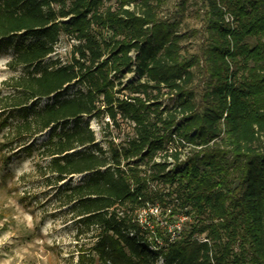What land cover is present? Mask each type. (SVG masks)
Masks as SVG:
<instances>
[{
	"label": "trees",
	"instance_id": "16d2710c",
	"mask_svg": "<svg viewBox=\"0 0 264 264\" xmlns=\"http://www.w3.org/2000/svg\"><path fill=\"white\" fill-rule=\"evenodd\" d=\"M163 5L0 0V41L20 38L8 67L23 71L0 97L3 166L52 130L39 175L51 186L88 175L61 197L77 239H91L73 264H264V0H206L200 56L184 53ZM63 36L68 63L43 67ZM85 117L131 133L107 156ZM155 207L186 222L141 224Z\"/></svg>",
	"mask_w": 264,
	"mask_h": 264
},
{
	"label": "rangeland",
	"instance_id": "374dc122",
	"mask_svg": "<svg viewBox=\"0 0 264 264\" xmlns=\"http://www.w3.org/2000/svg\"><path fill=\"white\" fill-rule=\"evenodd\" d=\"M206 0H164L160 18L163 21H181V33L188 39L183 43L187 56L202 55L206 45ZM184 8V12L181 9ZM183 14L181 18L180 15ZM20 38L12 41H0V97L5 94L3 84L8 79L20 75L9 69L8 64L16 56L14 46ZM74 42L64 36L55 47L54 53L44 61L43 67L51 68L53 63H68ZM206 77L200 76L195 83L200 94L205 88ZM76 85L70 86L66 97L75 94ZM52 100H43L39 108L51 104ZM83 123L89 124L94 132L97 146L107 152L109 144L118 146L131 133V128L121 125L119 129H106L104 122L85 117ZM61 129L56 128L58 134ZM0 134V145L2 144ZM52 130L32 140L31 150L19 151L7 166H3L0 154V264H73L77 261L78 251L89 247L90 235L76 237V222L69 213V207L62 205L61 197L68 186L80 184L88 175L73 177L58 185H50L38 173V166L45 167L49 160L41 158L45 145L51 139ZM80 149L79 151H81ZM7 157L8 152L5 151ZM160 227L170 231L179 230L186 222L182 216L167 221L168 213L160 210ZM145 221V217H143ZM161 264V263H159Z\"/></svg>",
	"mask_w": 264,
	"mask_h": 264
},
{
	"label": "built area",
	"instance_id": "2783aa9c",
	"mask_svg": "<svg viewBox=\"0 0 264 264\" xmlns=\"http://www.w3.org/2000/svg\"><path fill=\"white\" fill-rule=\"evenodd\" d=\"M155 161L157 162V163H160L161 162V158L160 157H157L156 159H155ZM148 214H150L151 216H153V217H156V218H158V217H160V209L159 208H157V207H155V208H150V209H148L147 211H142V213L140 214V216H139V221H140V223L141 224H143V222H144V219H143V217H146ZM179 230H180V227H179Z\"/></svg>",
	"mask_w": 264,
	"mask_h": 264
}]
</instances>
